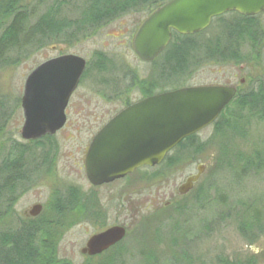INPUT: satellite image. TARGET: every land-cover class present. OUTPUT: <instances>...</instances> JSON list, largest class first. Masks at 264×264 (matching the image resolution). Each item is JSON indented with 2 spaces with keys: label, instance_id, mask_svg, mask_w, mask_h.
I'll list each match as a JSON object with an SVG mask.
<instances>
[{
  "label": "rangeland",
  "instance_id": "rangeland-1",
  "mask_svg": "<svg viewBox=\"0 0 264 264\" xmlns=\"http://www.w3.org/2000/svg\"><path fill=\"white\" fill-rule=\"evenodd\" d=\"M60 1L0 0V37L21 12L19 7H24L22 12L28 15L31 26L56 8ZM67 1L69 5L64 8L63 18L77 22L87 0ZM136 8L108 20L87 37L70 39L64 45L48 41L42 49L28 46L20 52H11L0 63L1 165L14 143L34 146L21 137L25 119L19 102L28 76L40 64L58 54L52 47L55 44L58 48L65 47L66 52L80 55L89 62L81 86L73 97L67 125L54 136L55 145L60 144L62 151L67 156H74V160L65 156L58 162L59 166L47 175L42 171L34 184L20 190L15 214L27 218L24 212L34 205H42L44 209L40 216L50 218L56 215L57 203L68 208V203L78 202L77 223L54 230L59 233V257L70 264H222L224 259L233 261L251 257L264 264V167L242 172L247 168V160L264 161V116L248 109L240 113L239 119L224 113L220 122L202 133L197 143L200 148L183 155L182 160L176 159L175 152L172 153L170 160L174 166L168 168L167 176L144 182V186H133L132 208L128 213L123 207V198L117 193L109 199L113 203L102 224L97 218H93L92 223L85 222L79 201L67 200L68 196L89 189L84 172L75 161L80 158L79 150L124 109V102L109 99L114 97L113 89L127 85L128 74L132 72H137L142 80L149 76L151 66L138 58L133 39L150 10L144 4ZM230 19L231 16H224L225 22ZM222 26L223 22L216 20L207 31L193 39L200 44L219 37L225 40L228 34L226 29H221ZM252 31L253 36L244 37L241 44V61L225 62L224 65L200 57L189 74L167 83L173 82L174 88L182 84L232 85L245 94L257 91L261 86L264 88V14L253 25ZM103 57L116 67L120 66V71H103ZM110 82H114V86L106 84ZM133 98L137 99L138 95ZM31 152L33 157L26 155L30 168L36 165L35 162L38 165L36 157L40 156L35 149ZM204 166L206 170L201 183L190 196L180 199L178 188L197 172V168ZM152 197L156 198L154 209H162L161 212L148 211ZM170 201H174L173 204L167 205ZM252 217H258L260 224L253 223ZM121 222L128 226L129 234L125 240L105 253L101 261H86L81 250L87 241L104 228L121 227ZM12 223L3 221L1 229L10 228Z\"/></svg>",
  "mask_w": 264,
  "mask_h": 264
},
{
  "label": "water",
  "instance_id": "water-1",
  "mask_svg": "<svg viewBox=\"0 0 264 264\" xmlns=\"http://www.w3.org/2000/svg\"><path fill=\"white\" fill-rule=\"evenodd\" d=\"M229 13L244 17L264 14V0H172L152 14L134 39L136 55L153 62L169 46L173 31L193 36L206 31L213 20ZM87 61L66 55L39 65L27 78L22 107L24 141L55 136L67 124L66 109L86 71ZM232 86H205L166 92L137 103L110 120L94 138L86 159L89 181L103 185L135 170L155 167L183 140L213 125L237 96ZM184 183L179 193L189 194L204 173ZM42 205H34L25 217L36 218ZM123 227H112L90 238L83 255H101L122 242Z\"/></svg>",
  "mask_w": 264,
  "mask_h": 264
},
{
  "label": "trees",
  "instance_id": "trees-1",
  "mask_svg": "<svg viewBox=\"0 0 264 264\" xmlns=\"http://www.w3.org/2000/svg\"><path fill=\"white\" fill-rule=\"evenodd\" d=\"M113 2L114 0H87L77 22H68L70 36L82 37L87 34L89 28L93 27L96 30L112 19L110 6ZM136 3V0L133 1V6L137 5ZM18 9L21 12L18 13L9 28L0 37V63L7 59L13 51L20 52L28 46H36L38 49H42L48 41L56 42L57 34L51 33L52 22L56 23V19L52 21L49 19L48 14H45L38 18L36 24L30 26L29 17L25 15L24 11L22 12L24 9L22 7ZM228 15L231 16L229 22H225L224 16L213 21L223 22L221 29L224 31L226 29L228 34L225 40L219 37L213 41L200 44L194 41L193 38L203 33L187 37L180 36L177 33L174 34L171 45L161 58L164 61L161 71L163 77H165L164 84L166 88L174 87L173 82L177 80V77L179 78V75L189 72L191 66L197 64L196 59H200V57H205L207 62L224 65L225 62L241 61L240 48L243 39L246 36H253V25H256L260 16L247 18L237 13H229ZM172 79L174 80L172 83H167ZM229 106L223 114L228 112L235 119L241 118L240 113L246 109L253 114L258 113L264 116L263 86L257 91L252 90L247 94L239 93ZM220 120L221 118L216 124ZM195 139V137L190 138L188 144L194 145ZM11 148L5 157V161L2 162L4 168H0V264H70V262L68 263L59 257L61 245L57 240L59 233L54 232V230L58 231L61 227H71L74 223H77V218H79L76 214L78 202L68 203V208L64 207L63 203H57L56 215L50 218L47 215L36 219L16 216L17 194H15V188L19 183V172L17 170V163L19 162L17 158L19 156L22 158L20 162L23 167L20 173L21 182L24 183V157L27 154H30V156H34V154L29 150L30 145L27 144L14 143ZM199 148L197 144L196 149ZM246 167L249 169L246 168L242 172H247L252 168L259 170L264 167V161L247 160ZM2 173L4 175H1ZM2 178L4 181H2ZM73 205H76V207L73 208ZM5 220L13 222L12 226L1 229V224ZM252 221L256 225L260 224L258 217H252ZM222 264H259V262L251 257L248 259L237 258L233 261L224 259Z\"/></svg>",
  "mask_w": 264,
  "mask_h": 264
},
{
  "label": "flooded vegetation",
  "instance_id": "flooded-vegetation-1",
  "mask_svg": "<svg viewBox=\"0 0 264 264\" xmlns=\"http://www.w3.org/2000/svg\"><path fill=\"white\" fill-rule=\"evenodd\" d=\"M133 1H135V0H114V2L110 6L111 17H112V19H110V20H113V19H116L120 16H123L129 10H135V9L137 10L138 8H136V7L141 8V6L143 4H144V6L145 5L147 6L148 10H150V14L147 17V19H148L158 9L165 6L166 4L171 2L172 0H169V1H165V0H136L137 5H135V6H133ZM68 5H69V2L67 0H61L60 4L56 8H54L53 10L51 9L47 13L50 20L53 21L54 19H56V21H57L56 23L52 22L53 26H52V32L51 33L57 34L56 42H62L63 45L68 44L70 39L83 38L90 33H94L93 30H95L93 27H91L87 30L86 35L79 37V38H75L74 36L71 37L69 34L70 29L68 27V20L63 18L64 8H66ZM84 6H85V3L82 6V8H84ZM22 8L24 9V7H22ZM55 24H56V26H55ZM175 33L176 32L173 31L172 41H173ZM135 36H136V34H135ZM135 36H134V39H135ZM180 36H183V35H180ZM193 36H196V35H193ZM184 37H187V36H184ZM134 39H133V48H134ZM172 41L170 42L169 46L171 45ZM52 42H55V41H52ZM169 46L153 62H144L138 57L142 62L151 66V68L148 71L149 76L147 78H145V80L144 79L142 80V78H139V74L137 72H132L131 74H128L129 76L127 77V80L129 82H127V85H124V87H122V88L115 86L116 88H114L113 92H112L114 94L115 98L111 97L109 99H113V100L115 99L116 101L118 100V101L124 102L125 106H124L123 110H125V109H127V108H129V107H131L137 103H140V102L145 101L151 97H154V96L166 93V92H172V91H176V90H180V89H186V88L205 87V86H189L188 84H185V85L182 84L178 88L172 87L171 89L169 87L168 88L165 87V84H164L165 83V77H163L162 71H161V68H162L164 61H162L161 58H162V56H164V54L166 53ZM52 49L54 51L58 52V54L54 57L47 59L46 61L53 60V59H56V58H59L62 56H66V55H76V56L82 57V56L77 55V54L66 52L65 47L60 46L58 48V46H56V44L52 47ZM102 59L105 60L104 62L101 63V65H105V68H103V71H106V72L111 71L114 73L117 71H120L119 70L120 66L116 67L115 64H113L111 61H107V59H105V57H103ZM85 60L87 61V68H86V71H85L82 79L85 77V74L89 68V62L87 59H85ZM191 68H192V66H191ZM189 73H190V71L185 73L184 75H187ZM184 75H179V77L184 76ZM82 79H81V81H82ZM81 81H80V84L78 85L77 89L75 90V92L71 96L70 101L68 103V106L66 109L67 122H68V118H69L68 117L69 112L73 107V105L71 104L73 97L76 95L77 91L79 90V88L81 86ZM106 84L109 86H114V82H110V83H106ZM241 84H244V82L242 81ZM236 88L238 91L237 92V95H238L241 92H240L239 87L236 86ZM24 89H25V86H24ZM135 94L138 95L137 99L133 98ZM23 95H24V93H23ZM19 103L21 104V107H22V98H21ZM22 109H23V107H22ZM123 110H121L120 112H122ZM23 114H24V110H23ZM118 114H116L114 117H116ZM222 114L217 119V121L220 118H222ZM112 119H110V120H112ZM216 122L213 125H211L210 127L201 131L200 133L183 140L175 149H173V151H171V153H169L166 156L165 160L161 164H159L155 167H149V166L141 167V168L135 170L133 173L128 174L127 176H125L122 179H118V180H115L114 182L106 183V184L99 185V186H96L89 181V179L87 177V170H86V159H87L88 151H89V148H90L94 138L98 135V133L100 131L97 132L96 134H94L90 137L89 141L83 147V149L79 150L80 158H75V161L77 162L76 164H78L80 166L81 171L84 172L85 179H86V182L89 186V189L87 191L81 190L82 193L77 194V195H75V194L70 195L67 197V200L77 199L79 201V210L82 213L83 219L85 220V222H91L92 223L93 222L92 219L97 218L100 220L99 222L102 224L101 221L104 220L103 217L105 219L107 218L108 213L111 210V206L113 203V200H109V199L112 197V195H116L117 193H119L120 197L123 198V205H124L123 207H125L126 213H128L132 208L130 198L132 197L131 195H133L132 194L133 193L132 190L134 189L133 186H141V185L144 186V182H149L150 180L151 181L155 180L156 178L161 177V176H165V175L167 176V171L170 170L168 168H172V166H174V163L170 160L172 157L171 156L172 153L175 152L174 156L176 157V159L182 160L181 157L183 155L189 153L192 150L195 151L196 145L199 142V139L201 138L202 133L204 131H206L207 129L213 128L214 125L216 124ZM55 137L54 136H45L42 139H39L36 141H30V144L34 145L33 148H30V151H33V149H35V151H39L38 153L40 154V156L38 155L36 157V159L38 160V165H37V163H35L36 165H34L31 168H30L29 163H27V162L25 163L27 157H24V166H25L24 183L21 182V173H20L22 171V167H23V165L20 162V161H22V158L20 156L17 158V161L19 162V163H17V170L19 172V183L17 184V186L15 188V194H17L16 202L19 199L20 190H22L24 187H28V186H31L32 184H34L36 182V178H37L38 174H40V173L42 174V171H43V174L47 175V173L50 172L55 166H59L58 162H60V160H63L65 158V156H66V159H68V160H71L74 158V156L73 157L67 156V153L62 151L60 144L58 147H57V145H55V143H54ZM192 137L196 138L194 141L195 144L193 143L194 145L188 144V141H190V138H192ZM31 157H33V155ZM69 157H71V158H69ZM168 160H170V161H168ZM0 168H4V163H2L0 165ZM204 169L206 170L205 166H204ZM205 170H204V173H205ZM198 172H199V168H197V172L195 174L190 175L186 179V181L190 177L197 175ZM204 173L201 176L200 180L194 185V188L189 193V195L182 196L179 193V189L184 183H186V181H185L178 188L177 196H180V199L187 198L188 196H190V194L193 193L195 188L201 183L203 176H204ZM1 175H4V174L2 173ZM2 181H4L3 178H2ZM175 196H174V198H175ZM155 199H156L155 197H152L149 200L150 205L147 208L149 212H151V211L161 212V210H162V209H160L158 211V210L154 209L153 204L156 202ZM173 202L174 201H170L167 203V205L173 204ZM131 213H132V211H131ZM24 214H25V212H24ZM132 217H133V215H132ZM28 219H30V218H28ZM143 219H145V217ZM103 224H104V222H103ZM113 226H117V225H113ZM119 226H121L127 230V234H126V237H127L129 234L127 224L125 225V223L121 222V223H119ZM109 228H111V227L104 228L99 233H102V232L108 230ZM99 233H97V234H99ZM88 241H87V243H88ZM87 243H86V245H87ZM119 244H121V242ZM119 244H117L116 246H118ZM111 249H109V250H111ZM108 251L104 252L101 255L94 256V257H90L88 255H84V257H87L86 261H88L89 263H92V261L97 260V259L101 261L102 256L105 253H107Z\"/></svg>",
  "mask_w": 264,
  "mask_h": 264
}]
</instances>
